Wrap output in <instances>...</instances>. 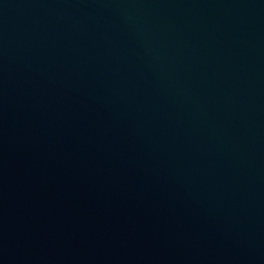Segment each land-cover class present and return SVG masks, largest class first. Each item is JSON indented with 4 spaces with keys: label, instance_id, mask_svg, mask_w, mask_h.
Returning <instances> with one entry per match:
<instances>
[{
    "label": "water",
    "instance_id": "obj_1",
    "mask_svg": "<svg viewBox=\"0 0 264 264\" xmlns=\"http://www.w3.org/2000/svg\"><path fill=\"white\" fill-rule=\"evenodd\" d=\"M0 264H264V0H0Z\"/></svg>",
    "mask_w": 264,
    "mask_h": 264
}]
</instances>
